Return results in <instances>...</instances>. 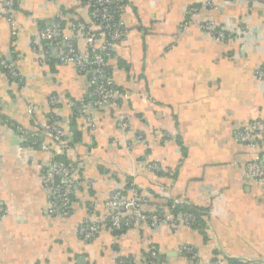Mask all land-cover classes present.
Segmentation results:
<instances>
[{
  "label": "crops",
  "instance_id": "0c3cea01",
  "mask_svg": "<svg viewBox=\"0 0 264 264\" xmlns=\"http://www.w3.org/2000/svg\"><path fill=\"white\" fill-rule=\"evenodd\" d=\"M205 1L116 5L123 33L108 68L119 98L79 112L88 73L59 63L37 32L57 19L95 28L89 1L16 0L13 26L0 0V264H264V184L247 177L254 152L237 138L254 120L264 132V0ZM206 20L247 32L216 40L199 29ZM74 44L85 52L84 39ZM50 122L62 144L50 138ZM16 126L50 150L21 140ZM256 151L264 168V143ZM53 156L79 183L68 215L48 211L43 178ZM130 186L145 212L172 208L177 222L153 227L125 212L130 226L110 228L105 202L115 190L129 197ZM188 208L198 226L180 222ZM90 222L99 228L84 240L78 228Z\"/></svg>",
  "mask_w": 264,
  "mask_h": 264
},
{
  "label": "built area",
  "instance_id": "2783aa9c",
  "mask_svg": "<svg viewBox=\"0 0 264 264\" xmlns=\"http://www.w3.org/2000/svg\"><path fill=\"white\" fill-rule=\"evenodd\" d=\"M4 13L7 15L9 23L15 26V21L11 18V10L16 0H3ZM91 12L92 24L95 28L73 22L67 28L63 26L60 19L50 25L43 26L37 35L44 41L47 47L57 49V59L59 63H75L77 69L88 73L89 100H81L77 106L79 112H84L89 104L103 106L112 104L119 98L113 78L109 73L108 61L112 58V50L115 43L122 37V25L115 18L116 5L122 0H88ZM211 0H206L204 6H211ZM197 12L196 7L188 9V13L193 16ZM200 30L209 33L216 40H225L230 36H235L237 32H247L245 26L223 27L214 21L206 20L198 24ZM14 33V32H13ZM82 38L85 41V52L80 53L75 47V40ZM100 41V43H98ZM1 67L5 69L11 77H20L19 72L7 60L1 61ZM257 78L264 81V67L257 71ZM51 104H55V98L50 99ZM263 123L254 120L245 125L237 133L240 142L245 143L253 150L251 160L246 164V175L261 184H264V168L259 162V154L256 149L258 145L264 143ZM122 126L126 127L127 122L123 121ZM15 130L24 142L37 145L42 151H49L50 145L42 136L29 133L20 126ZM48 133L53 142L57 145L62 144L64 133L55 122L48 125ZM256 151V152H255ZM158 169L157 166H153ZM45 186L50 191L49 213H54L56 208L63 215H68L72 207V192L77 188L78 182L72 176L68 165L52 157L49 166L46 168L43 178ZM129 197H125L120 190H115L105 202L109 209V219L106 223L114 230H122L130 226L132 218L125 212H130L132 217L140 222H145L150 226L161 223H176L171 209L167 208L161 213L145 212L143 204L145 200L140 196L139 190L130 186L128 189ZM174 205V204H173ZM3 210L0 206V218ZM180 222L186 226H198V215L188 209L182 212ZM99 224L90 222L79 226V233L84 240H89L98 230ZM155 257V253H151ZM124 264V262H119ZM259 264V263H258Z\"/></svg>",
  "mask_w": 264,
  "mask_h": 264
},
{
  "label": "trees",
  "instance_id": "16d2710c",
  "mask_svg": "<svg viewBox=\"0 0 264 264\" xmlns=\"http://www.w3.org/2000/svg\"><path fill=\"white\" fill-rule=\"evenodd\" d=\"M189 209V208H188ZM190 210H192V211H194L195 213H196V210H194V209H191L190 208ZM235 264H244V263H242L241 261H239V262H236V260H235Z\"/></svg>",
  "mask_w": 264,
  "mask_h": 264
}]
</instances>
